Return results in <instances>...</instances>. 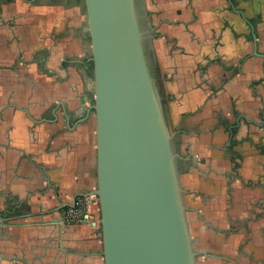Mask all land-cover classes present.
<instances>
[{"label": "crops", "instance_id": "0c3cea01", "mask_svg": "<svg viewBox=\"0 0 264 264\" xmlns=\"http://www.w3.org/2000/svg\"><path fill=\"white\" fill-rule=\"evenodd\" d=\"M142 4L197 264H264V0ZM92 56L85 0H0V264H104L58 221L97 188Z\"/></svg>", "mask_w": 264, "mask_h": 264}, {"label": "water", "instance_id": "95a60500", "mask_svg": "<svg viewBox=\"0 0 264 264\" xmlns=\"http://www.w3.org/2000/svg\"><path fill=\"white\" fill-rule=\"evenodd\" d=\"M96 116L95 197L104 264H197L142 0H85ZM255 55L257 36L253 33ZM77 198V197H76ZM72 204L61 208L73 207ZM61 223L62 218L58 219Z\"/></svg>", "mask_w": 264, "mask_h": 264}, {"label": "built area", "instance_id": "2783aa9c", "mask_svg": "<svg viewBox=\"0 0 264 264\" xmlns=\"http://www.w3.org/2000/svg\"><path fill=\"white\" fill-rule=\"evenodd\" d=\"M62 220L68 225L86 224L90 228H94L99 221L97 199L95 197L76 198L73 207H68L62 211Z\"/></svg>", "mask_w": 264, "mask_h": 264}, {"label": "flooded vegetation", "instance_id": "af4514ba", "mask_svg": "<svg viewBox=\"0 0 264 264\" xmlns=\"http://www.w3.org/2000/svg\"><path fill=\"white\" fill-rule=\"evenodd\" d=\"M78 198V197H77ZM66 209V208H65ZM64 210V209H63ZM65 224V223H64ZM67 225V224H66ZM93 229V228H92Z\"/></svg>", "mask_w": 264, "mask_h": 264}, {"label": "trees", "instance_id": "16d2710c", "mask_svg": "<svg viewBox=\"0 0 264 264\" xmlns=\"http://www.w3.org/2000/svg\"><path fill=\"white\" fill-rule=\"evenodd\" d=\"M92 65H93V63H92Z\"/></svg>", "mask_w": 264, "mask_h": 264}]
</instances>
